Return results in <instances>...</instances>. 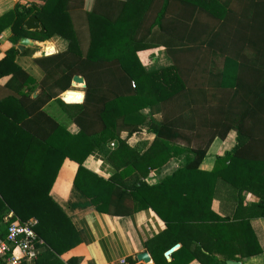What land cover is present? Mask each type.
Listing matches in <instances>:
<instances>
[{
  "label": "trees",
  "instance_id": "1",
  "mask_svg": "<svg viewBox=\"0 0 264 264\" xmlns=\"http://www.w3.org/2000/svg\"><path fill=\"white\" fill-rule=\"evenodd\" d=\"M81 7L79 0H47L21 8L11 23L14 46L35 16L46 29L36 40L59 35L69 48L35 59L39 81L15 63L37 49L14 47L0 62V77L12 72L24 86L0 99V240L10 213L23 222L35 218L43 243L33 264H77L62 257L80 237L50 196L71 159L79 164L75 186L96 210L108 212L118 186L136 211L152 208L166 222L147 243L155 264H227L262 255L251 221L264 220V0H127L115 21L89 12L79 26L71 12ZM16 15L0 18L1 31ZM156 29L176 46L166 50L169 66L148 71L140 52L156 46L149 41ZM75 76L85 78L86 98L69 105L60 96ZM53 101L79 133L46 110ZM145 109L161 122H151L154 141L143 151L121 135L140 131ZM231 132L235 147L216 158L211 172L201 170L214 141ZM94 150L115 167L109 180L85 168ZM174 158L183 163L150 184L152 172L161 174ZM245 193L258 201L245 205ZM221 194L236 205L233 220L213 210ZM176 242L182 247L168 261L165 249Z\"/></svg>",
  "mask_w": 264,
  "mask_h": 264
},
{
  "label": "crops",
  "instance_id": "2",
  "mask_svg": "<svg viewBox=\"0 0 264 264\" xmlns=\"http://www.w3.org/2000/svg\"><path fill=\"white\" fill-rule=\"evenodd\" d=\"M79 1H82L83 7L73 10L71 13L73 21L77 25L82 26L84 25V21L88 19L89 12L107 20L115 21L122 14L127 0ZM46 2L47 0H0V18L10 13L16 15L17 11L23 7L29 8L32 5L39 8L43 7ZM14 17H17V15L10 17V25L2 29V31V24H0V62L6 57L8 51L14 47L19 50V44L18 46H14L11 41L14 34L11 23ZM28 33L26 38L34 41L36 45L35 47H27L23 51L32 48L37 49V52L33 55L21 54L16 58L15 63L39 81L43 78V71L36 64L35 59L45 57L41 52V48L46 45L53 46L56 49V54H59L68 50L69 41L59 35H55L49 40L39 41L34 36L37 33L29 31ZM149 41L156 46L140 52V58L145 68L148 71H153L169 66L172 61L166 50L170 46H176V43L164 36L157 29L153 31ZM69 90L86 94L85 90L81 87L73 86V80L71 88L67 91ZM21 91H24V86L12 75V72L4 77H0V99L9 93H20ZM66 92L60 98L63 99V95ZM54 103L56 101H53L47 107ZM142 114L146 116L147 121L140 126V131L131 134L123 132L121 137L131 148L144 151L145 148H149L152 145L155 137L149 131L151 122L160 123L161 117L153 114L150 109L143 110ZM63 122L67 123L68 131L71 134L75 135L79 133L80 129L76 124L68 122L67 118ZM235 145V132H231L225 140L216 139L209 148L208 155L201 165V170L211 172L215 167L216 158L224 155L227 151H231ZM213 147L215 148L214 153L209 156ZM182 163L183 158L171 159L162 169L161 174L158 175L156 172H152L151 177L148 178L149 183H159L166 176L171 175ZM84 166L104 180H109L117 172L115 167L98 150H94L91 153L86 159ZM78 170L79 164L76 161L66 159L58 172L50 192V196L54 202L70 218L81 240L79 245L62 258L64 260L73 258L77 260V264H122L123 261H126L127 264H155L152 254L147 248V243L166 230V222L152 208L136 211L131 194L118 186L114 191L108 212L96 210L89 199L75 186ZM243 201L245 205L250 206L251 203L258 201V199L250 193H245ZM235 209V203L232 200H228L224 194L219 195L213 202V210L219 216L230 220L234 219ZM251 227L263 249V254L257 257L246 258L240 263L264 264V220L252 219ZM3 230L7 231L4 228ZM1 231L2 229H0ZM175 245L174 243L167 247L165 252ZM181 247L182 245L180 244ZM144 252L149 253L151 258L150 263L137 259V256ZM172 255L169 260L166 259L172 261ZM189 264L201 263L193 261Z\"/></svg>",
  "mask_w": 264,
  "mask_h": 264
},
{
  "label": "built area",
  "instance_id": "3",
  "mask_svg": "<svg viewBox=\"0 0 264 264\" xmlns=\"http://www.w3.org/2000/svg\"><path fill=\"white\" fill-rule=\"evenodd\" d=\"M8 219L11 221L7 235L0 240V263H35L39 254L38 244H42L35 230L38 221L32 218L23 222L16 218L13 213H10ZM122 264H127V262L123 261Z\"/></svg>",
  "mask_w": 264,
  "mask_h": 264
},
{
  "label": "water",
  "instance_id": "4",
  "mask_svg": "<svg viewBox=\"0 0 264 264\" xmlns=\"http://www.w3.org/2000/svg\"><path fill=\"white\" fill-rule=\"evenodd\" d=\"M25 28L29 32H35L40 35L46 34V29L44 25L39 21V19L35 16L29 18L25 23ZM36 43L29 38L23 37L19 42V50L23 51L27 47H35ZM41 52L44 56H51L56 54V49L53 46H43L41 48ZM73 86H79L83 90L87 87V82L84 77L82 76H75L73 78ZM86 94L82 92H76L69 90L63 95V102L69 105H79L85 101ZM180 248V244H176L172 248H170L165 253V257L169 260L171 255L176 252ZM137 259L143 261L145 263H150L151 258L149 253L144 252L137 256ZM227 264H241L240 262L236 261H227Z\"/></svg>",
  "mask_w": 264,
  "mask_h": 264
},
{
  "label": "rangeland",
  "instance_id": "5",
  "mask_svg": "<svg viewBox=\"0 0 264 264\" xmlns=\"http://www.w3.org/2000/svg\"><path fill=\"white\" fill-rule=\"evenodd\" d=\"M46 110L50 113V114H52V115H56L55 117L57 118V119H59L60 118V120L63 122V120H65L66 118V116L64 115V111H63V109L59 106V104H57V103H54V104H52L51 106H49V107H47L46 108ZM214 150H215V148L213 147L212 149H211V152H210V154H209V156L211 155V154H213L214 153ZM166 253V252H165Z\"/></svg>",
  "mask_w": 264,
  "mask_h": 264
}]
</instances>
